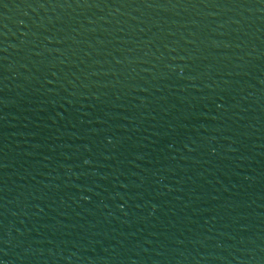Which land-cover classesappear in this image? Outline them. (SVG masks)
Returning <instances> with one entry per match:
<instances>
[{
  "label": "water",
  "instance_id": "1",
  "mask_svg": "<svg viewBox=\"0 0 264 264\" xmlns=\"http://www.w3.org/2000/svg\"><path fill=\"white\" fill-rule=\"evenodd\" d=\"M0 199L44 264H264V0H0Z\"/></svg>",
  "mask_w": 264,
  "mask_h": 264
}]
</instances>
